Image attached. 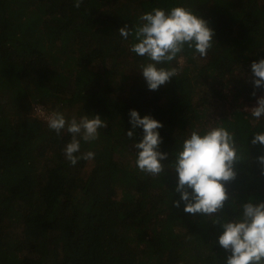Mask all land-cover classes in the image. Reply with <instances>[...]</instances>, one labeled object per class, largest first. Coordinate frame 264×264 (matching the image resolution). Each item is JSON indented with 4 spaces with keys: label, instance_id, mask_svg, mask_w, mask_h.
<instances>
[{
    "label": "trees",
    "instance_id": "1",
    "mask_svg": "<svg viewBox=\"0 0 264 264\" xmlns=\"http://www.w3.org/2000/svg\"><path fill=\"white\" fill-rule=\"evenodd\" d=\"M172 6L206 20L216 45L203 59L185 51L183 66L172 64L178 75L151 91L146 59L119 29ZM261 58L264 0H0V264H224L220 224L238 218L240 203L264 201L255 162L264 149L251 144L264 118L245 111L256 105L251 64ZM39 107L69 120L100 115L99 139L81 140L80 154L94 159L71 165V135L51 131ZM130 110L163 125L159 151L169 158L159 176L135 164L143 129L127 136ZM216 121L236 132L244 159L220 213L187 214L175 206L171 165L192 130Z\"/></svg>",
    "mask_w": 264,
    "mask_h": 264
},
{
    "label": "clouds",
    "instance_id": "2",
    "mask_svg": "<svg viewBox=\"0 0 264 264\" xmlns=\"http://www.w3.org/2000/svg\"><path fill=\"white\" fill-rule=\"evenodd\" d=\"M83 3L84 0H74V7L80 8ZM119 33L125 40L133 37L130 51L146 59L140 72L151 91L159 90L178 75L185 51L191 52L193 59L197 56L203 59L216 45L215 32L208 22L185 6L155 7L142 14L134 28L125 25ZM173 62L180 67L172 66ZM250 83L256 105L246 107L245 111L252 121L258 122L264 118V96H257L259 90H264V58L252 62ZM37 111L58 136L62 131L71 135L63 149L71 165L75 166L79 160L94 159L92 151L80 154L81 140L99 139V130L107 127L100 115L86 114L79 119L73 116L69 120L59 111L44 113L42 107ZM129 116L132 130L127 136L130 139L135 140L137 128L143 129L141 141L133 145L137 149L135 164L141 172L159 176L165 171L162 162L169 158L167 153L159 151L163 143L159 129L163 125L150 115L141 118L136 110H130ZM251 136V144L264 149V130L253 132ZM243 159L236 132L223 121L214 122L204 131L192 130L175 153L171 165L177 174L174 193L180 196L175 206L179 208L183 203L184 212L192 215L211 217L220 213L230 200L226 186L237 179L236 166ZM255 162L264 174V153L258 155ZM239 208L238 218L220 224L222 233L218 244L228 253L224 264H264V201L248 199L240 203Z\"/></svg>",
    "mask_w": 264,
    "mask_h": 264
},
{
    "label": "rangeland",
    "instance_id": "3",
    "mask_svg": "<svg viewBox=\"0 0 264 264\" xmlns=\"http://www.w3.org/2000/svg\"><path fill=\"white\" fill-rule=\"evenodd\" d=\"M37 109H38V108H37ZM37 109H36V111H35V114H36V115H39L40 117H42V116H41L42 114H40V113L37 111ZM53 111H56V110L53 109L51 112H53ZM51 112H48V113H51Z\"/></svg>",
    "mask_w": 264,
    "mask_h": 264
}]
</instances>
